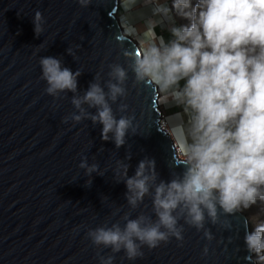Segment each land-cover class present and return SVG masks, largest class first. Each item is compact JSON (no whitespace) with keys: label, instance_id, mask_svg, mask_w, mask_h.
Segmentation results:
<instances>
[{"label":"water","instance_id":"obj_1","mask_svg":"<svg viewBox=\"0 0 264 264\" xmlns=\"http://www.w3.org/2000/svg\"><path fill=\"white\" fill-rule=\"evenodd\" d=\"M120 4L92 0L81 7L78 0H0V264H100L99 256L108 255H114L113 264H254L244 244L245 230L251 231L244 211L221 215L215 225L206 222L211 241L203 230L185 224L183 241L173 237L155 249L144 247V256L134 261L123 252L98 248L88 238L89 229L105 223L119 221L123 226L125 212L131 218L151 214L149 197L135 210L127 204L126 185L117 182L118 161L130 165L132 176L142 159H154L165 181L182 164L161 124L162 93L151 82L136 85L129 73L127 96L112 105L117 118L134 116L138 125V134L129 132L119 148L102 139L101 124L71 120L76 111L71 92L61 98L45 92L41 57L61 59L73 72L80 69L82 95L96 73L103 83L110 64L126 66L122 48L140 51V43L123 28ZM36 11L44 21L39 36L33 24ZM120 103L128 106L126 112L117 111ZM85 157L104 174L86 176L79 167ZM89 179L91 184H86Z\"/></svg>","mask_w":264,"mask_h":264},{"label":"clouds","instance_id":"obj_2","mask_svg":"<svg viewBox=\"0 0 264 264\" xmlns=\"http://www.w3.org/2000/svg\"><path fill=\"white\" fill-rule=\"evenodd\" d=\"M91 2L78 0L81 7ZM173 10L190 23H173L168 29L170 39L154 34L140 51L122 48L126 66L110 64L103 83L96 73L82 95L80 69L73 72L52 56L39 60L45 92L54 98L71 92L76 109L71 120L101 124L102 139L112 140L117 148L126 143L129 132L138 134L135 117L117 118L112 107L127 96L129 73L134 84L151 82L166 101L182 108L166 134L179 146L181 171L162 180L155 160L145 157L129 176L130 165L118 161L117 182L126 185L127 204L135 210L149 197L151 214L141 212L131 218L125 212L120 218L123 226L117 221L87 232L93 245L112 254L123 252L130 261L142 258L144 247L155 249L173 237L183 241L185 224L203 230L211 241L206 222L215 225L221 215L232 216L264 202V0H196L194 5L193 0H172L171 8L157 4L154 12L174 20ZM43 22L42 13L36 11L37 36L43 32ZM67 51L72 55L70 48ZM127 107L120 103L117 111L124 113ZM79 167L88 177L104 174L86 157ZM244 244L249 259L264 264V221L256 223L254 230H245ZM203 252L207 255V246ZM99 260L113 264L114 255Z\"/></svg>","mask_w":264,"mask_h":264},{"label":"rangeland","instance_id":"obj_3","mask_svg":"<svg viewBox=\"0 0 264 264\" xmlns=\"http://www.w3.org/2000/svg\"><path fill=\"white\" fill-rule=\"evenodd\" d=\"M171 2L172 0H121L119 17L126 30L135 34V37L137 36L141 47L149 43L154 34L156 37L162 36L165 40H168L171 38L168 29L173 23L177 26L190 23V21L177 16L175 10L172 11L174 20L171 18L166 19L154 12L157 4L169 5ZM195 3L196 0H193V5ZM160 103H163L160 107L171 127L172 124L177 122L176 115L182 113V108L166 101L163 94ZM185 119H187L186 116ZM243 211L249 219L251 230H254L256 223L264 221V202L257 201L255 205Z\"/></svg>","mask_w":264,"mask_h":264},{"label":"bare ground","instance_id":"obj_4","mask_svg":"<svg viewBox=\"0 0 264 264\" xmlns=\"http://www.w3.org/2000/svg\"><path fill=\"white\" fill-rule=\"evenodd\" d=\"M123 28H125L124 25H123ZM125 31L127 32V34H129L131 37H133L134 39H136L138 41V38H137V36L135 37V34H132L131 32L127 31L126 29H125ZM161 97H162V95H161ZM161 97H160V100H159V106H162L163 105V103H160L161 102ZM161 124L164 127V129H166L167 131H169V129H170L169 121L167 119H165L164 115L162 116ZM175 147H176V152H177V154L179 156V146L177 144H175Z\"/></svg>","mask_w":264,"mask_h":264},{"label":"built area","instance_id":"obj_5","mask_svg":"<svg viewBox=\"0 0 264 264\" xmlns=\"http://www.w3.org/2000/svg\"><path fill=\"white\" fill-rule=\"evenodd\" d=\"M169 4V3H168ZM156 5V4H155ZM171 6H172V2L169 4V7L171 8ZM122 25H124L123 23H122ZM125 26V25H124ZM124 29H126V28H124Z\"/></svg>","mask_w":264,"mask_h":264}]
</instances>
